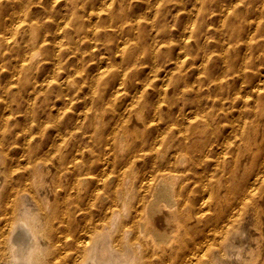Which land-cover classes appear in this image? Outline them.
I'll return each mask as SVG.
<instances>
[{
	"label": "bare ground",
	"instance_id": "1",
	"mask_svg": "<svg viewBox=\"0 0 264 264\" xmlns=\"http://www.w3.org/2000/svg\"><path fill=\"white\" fill-rule=\"evenodd\" d=\"M0 264H264V0H0Z\"/></svg>",
	"mask_w": 264,
	"mask_h": 264
},
{
	"label": "rangeland",
	"instance_id": "2",
	"mask_svg": "<svg viewBox=\"0 0 264 264\" xmlns=\"http://www.w3.org/2000/svg\"><path fill=\"white\" fill-rule=\"evenodd\" d=\"M34 115V117H35V114H33ZM32 117V114L30 115L29 113H28V115H27V119L28 120H32V119H30Z\"/></svg>",
	"mask_w": 264,
	"mask_h": 264
}]
</instances>
